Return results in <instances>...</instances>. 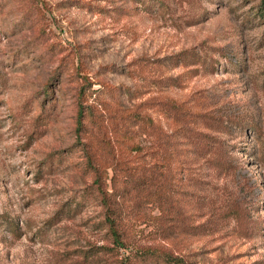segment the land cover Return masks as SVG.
Wrapping results in <instances>:
<instances>
[{
  "label": "rangeland",
  "instance_id": "obj_1",
  "mask_svg": "<svg viewBox=\"0 0 264 264\" xmlns=\"http://www.w3.org/2000/svg\"><path fill=\"white\" fill-rule=\"evenodd\" d=\"M263 1L0 0V264H123L138 245L185 264H264ZM126 114L162 137L119 136ZM159 143L182 165L172 179L189 220L208 230L162 239L152 203L121 201L115 244L119 166H151ZM237 205L254 228L241 230Z\"/></svg>",
  "mask_w": 264,
  "mask_h": 264
},
{
  "label": "trees",
  "instance_id": "obj_2",
  "mask_svg": "<svg viewBox=\"0 0 264 264\" xmlns=\"http://www.w3.org/2000/svg\"><path fill=\"white\" fill-rule=\"evenodd\" d=\"M262 5L264 7V1ZM175 57L176 61L182 59L184 62L185 60L188 61L191 57H197V54L192 52L187 55L186 52H180ZM83 87L84 85H81V89ZM87 88V92H90L91 90L89 89H92L91 86H87ZM112 88V86L103 85L95 93L101 94L102 91H108V89ZM81 92H86V90H81ZM115 93H118V91L115 90ZM78 115H82V109L78 112ZM81 118H77V128L81 127ZM131 126H137L143 132L153 133L157 138L162 137L161 128L154 123L151 117H130L128 114L119 116V136H129L132 130ZM187 128L191 133L198 134L197 130L192 126H188ZM202 143L204 144L199 146V151L207 150V153L212 154L208 160L214 163L217 170H221L224 166H229L230 163L226 160L224 151L220 147L208 150L207 148L211 144L206 140H203ZM159 144V150H156L154 156L156 160L151 166L146 164L134 167L119 166V188L117 189L119 203L116 206L117 212L113 211L111 217L107 216L110 227V238L115 244L119 243V238L121 237L117 226H114L117 223V219L122 217L124 210L121 201L126 203L127 210L133 209L134 205L153 204V207L157 210L154 216L156 222L152 232L153 236L168 239L179 235L202 234L208 230L205 227V223H194L189 220V213H186L187 211L183 208V203L178 196L182 189L181 183H176L172 179L175 171H177V168L172 167V164L174 163L180 167L182 165L178 164L173 158L174 153L171 150L161 143ZM135 150H137L139 156L143 154L140 147H137ZM115 168L116 166L113 167V169ZM227 214L231 216V213L228 212ZM232 216L239 218V221L242 223L241 230L243 232L254 228V223L249 221L244 208L239 205L233 208ZM107 249L111 248L107 247ZM123 264H185V262L168 247L162 245H138Z\"/></svg>",
  "mask_w": 264,
  "mask_h": 264
}]
</instances>
